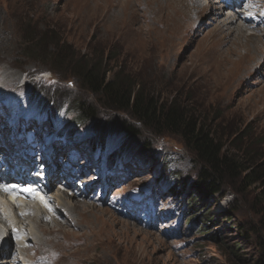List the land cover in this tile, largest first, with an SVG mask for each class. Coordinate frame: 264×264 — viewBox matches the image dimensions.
<instances>
[{
	"label": "rangeland",
	"instance_id": "1",
	"mask_svg": "<svg viewBox=\"0 0 264 264\" xmlns=\"http://www.w3.org/2000/svg\"><path fill=\"white\" fill-rule=\"evenodd\" d=\"M198 1L0 0V99L4 95L19 108L20 98L23 107L29 101L26 92L38 94V103L28 104L32 120L40 105L59 110L53 122H66L60 141L51 139L49 120L27 122L20 135L34 137L36 156L53 152L62 172L85 183L72 187L77 197L70 200L67 190L52 189L49 197L70 202L62 207L60 200H46L62 217L41 223L43 211L32 209L26 218L32 227L24 232L30 240L0 241V264H264V18L256 12L261 20L255 30L247 19L231 24L253 33L244 46L243 35L229 42L215 30L228 24L233 7ZM40 39L102 59L108 78L120 71L160 102L181 103L253 171V181L239 182L241 193L228 188L202 200L193 186L199 167L179 136L148 139L144 133L132 140L108 131L97 144L99 132L128 115L97 110L98 117L86 123L75 113L64 115L72 98L87 94L70 75L68 60L60 59L54 73L56 63L31 58ZM42 97L55 101L46 104ZM9 132L0 130V136L15 144L17 134ZM132 142L149 146L108 165L113 151Z\"/></svg>",
	"mask_w": 264,
	"mask_h": 264
},
{
	"label": "trees",
	"instance_id": "2",
	"mask_svg": "<svg viewBox=\"0 0 264 264\" xmlns=\"http://www.w3.org/2000/svg\"><path fill=\"white\" fill-rule=\"evenodd\" d=\"M42 40L34 44L31 51L35 55L31 58L39 62L50 60L52 64L56 63L52 67L54 73L59 71L60 66L58 65L62 63L60 59L68 60L71 66L70 75L81 90L88 95L72 98L71 108L66 109V113L77 114L78 117L77 115L76 117L85 123L92 122L98 117L97 110L128 115L129 120L111 121L104 130L98 133L97 143L106 141L105 136L109 134L108 131L114 134H124L132 140L144 133L148 139L161 135L179 136L199 167L193 186L202 200L222 196L228 188L236 194L241 193L240 188L237 187L238 183L250 184L253 181V171L248 172L241 160L231 155L205 124L189 113L181 103L160 102L154 91L146 90L143 84L130 80L120 71L108 78V71L102 59L98 61L93 58L79 57L74 53L63 51L59 42L47 45L48 42L45 40L42 42ZM48 46L54 47V51L48 53L46 51ZM31 96L39 97L33 92ZM91 97L93 101H90ZM51 100L49 97H42V101L46 104ZM54 101H51L52 104ZM147 144L138 145L132 142L131 146L124 147L118 155L122 153L126 158H130L133 155V148L145 151L146 146H149ZM262 196L264 197V191ZM193 197L192 195L191 198ZM224 218H231V216L226 215ZM202 220L210 223L212 218L203 217ZM202 224L204 227L207 225L204 222Z\"/></svg>",
	"mask_w": 264,
	"mask_h": 264
},
{
	"label": "bare ground",
	"instance_id": "3",
	"mask_svg": "<svg viewBox=\"0 0 264 264\" xmlns=\"http://www.w3.org/2000/svg\"><path fill=\"white\" fill-rule=\"evenodd\" d=\"M207 1H209V3H211L210 0H200L197 2V4H200V3L205 4ZM222 6L224 8L226 7L227 9L229 8L226 5L225 6L222 5ZM242 9L243 8H241L240 6L234 5L231 13H229V15L227 16L228 24L227 25L219 24L215 30H216V32H219V34H225V36H228V37L230 36L231 38H230L229 42H232L233 37H240L241 35H243L242 41H243V44L245 46L250 39L247 35L251 36V35H253V33H249L247 30H245L241 26L233 25V27H232V25H231L235 22V19L237 17L241 18V19L242 18L245 19V17H241V14H243L244 16L249 14V12H247L246 9H245V12L242 11ZM0 130L3 131V129H0ZM23 164H25V163H23ZM67 189H69V187ZM66 195H68L69 200H70V198H72V196H69V193H67V192H66ZM74 197H76V196H74ZM57 200L62 201L61 203L64 204V205H62V207L67 206L70 203V202L66 201V199L64 200L63 196H59V195L54 196V197H49V199H48L50 204H54V202H56ZM17 201H20V200L17 198H14L12 196H7V194H5V196L0 195V232H1L0 233V241H2V242L5 239V241L10 240L12 243L15 242L16 245H20V244L30 240V237L24 238L25 237L24 232H26L29 228L32 227L30 225L31 222L26 220L27 216L31 213L32 209L34 212H36L38 210L43 211L41 214V217H40L41 220L39 218H37V220L41 223L44 222V220H43L44 218H47L48 220H50V222H53L58 217H62V215H61L62 213L58 208L50 211V209L48 207L49 212H50L49 213L47 211V207H46L47 204L46 205L43 204L44 201L42 203L41 202L39 203L36 201L38 204H31V202L22 203V202H17ZM25 212H27V213H25ZM20 213L23 215H18ZM24 214H26V215H24ZM5 225L8 229H5ZM2 227H4V228H2ZM13 231L16 233H14ZM12 257L13 256H11L9 259V261L11 263L13 262V260H15Z\"/></svg>",
	"mask_w": 264,
	"mask_h": 264
},
{
	"label": "snow or ice",
	"instance_id": "4",
	"mask_svg": "<svg viewBox=\"0 0 264 264\" xmlns=\"http://www.w3.org/2000/svg\"><path fill=\"white\" fill-rule=\"evenodd\" d=\"M13 187H14V186H13ZM2 190H3L4 192H6V193H10V192H11V189H10L9 187H7V186L3 187ZM23 191H25V192H29V191H31V190H30V189H23Z\"/></svg>",
	"mask_w": 264,
	"mask_h": 264
}]
</instances>
